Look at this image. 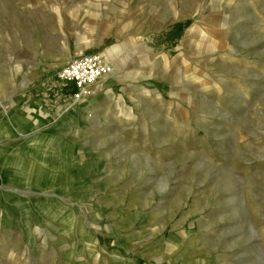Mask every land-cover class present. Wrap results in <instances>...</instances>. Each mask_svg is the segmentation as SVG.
<instances>
[{
	"label": "rangeland",
	"instance_id": "1",
	"mask_svg": "<svg viewBox=\"0 0 264 264\" xmlns=\"http://www.w3.org/2000/svg\"><path fill=\"white\" fill-rule=\"evenodd\" d=\"M0 264H264V0H0Z\"/></svg>",
	"mask_w": 264,
	"mask_h": 264
},
{
	"label": "built area",
	"instance_id": "2",
	"mask_svg": "<svg viewBox=\"0 0 264 264\" xmlns=\"http://www.w3.org/2000/svg\"><path fill=\"white\" fill-rule=\"evenodd\" d=\"M113 67L104 57L93 51H79L59 69L57 77L73 85V101L83 103L92 94L98 82L109 76Z\"/></svg>",
	"mask_w": 264,
	"mask_h": 264
},
{
	"label": "bare ground",
	"instance_id": "3",
	"mask_svg": "<svg viewBox=\"0 0 264 264\" xmlns=\"http://www.w3.org/2000/svg\"><path fill=\"white\" fill-rule=\"evenodd\" d=\"M114 49V47L113 48H110V49H108L106 52H105V55H108V53H109V55L111 54L110 52H112V50ZM112 64V66H113V63H111ZM110 76V75H109ZM108 77V76H107ZM105 79V78H104ZM98 85H99V82H98V84L95 86V88L96 87H98Z\"/></svg>",
	"mask_w": 264,
	"mask_h": 264
},
{
	"label": "crops",
	"instance_id": "4",
	"mask_svg": "<svg viewBox=\"0 0 264 264\" xmlns=\"http://www.w3.org/2000/svg\"><path fill=\"white\" fill-rule=\"evenodd\" d=\"M60 80V79H59Z\"/></svg>",
	"mask_w": 264,
	"mask_h": 264
}]
</instances>
